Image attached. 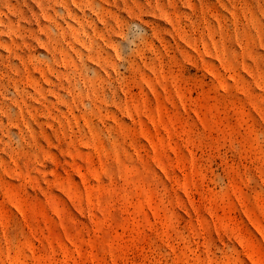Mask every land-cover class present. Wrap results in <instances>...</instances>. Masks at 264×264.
Masks as SVG:
<instances>
[{"label":"rangeland","instance_id":"374dc122","mask_svg":"<svg viewBox=\"0 0 264 264\" xmlns=\"http://www.w3.org/2000/svg\"><path fill=\"white\" fill-rule=\"evenodd\" d=\"M0 264H264V0H0Z\"/></svg>","mask_w":264,"mask_h":264}]
</instances>
